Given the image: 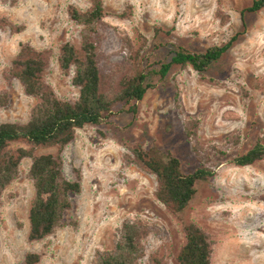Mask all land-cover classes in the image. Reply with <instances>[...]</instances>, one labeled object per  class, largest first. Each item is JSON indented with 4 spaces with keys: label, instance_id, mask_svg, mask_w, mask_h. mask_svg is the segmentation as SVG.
<instances>
[{
    "label": "rangeland",
    "instance_id": "rangeland-1",
    "mask_svg": "<svg viewBox=\"0 0 264 264\" xmlns=\"http://www.w3.org/2000/svg\"><path fill=\"white\" fill-rule=\"evenodd\" d=\"M105 26L99 47L104 71L119 76L128 67L125 40L143 41L163 58L171 44L192 52L236 37L223 57L204 72L172 67L164 79L151 76L135 115L117 113L100 125L76 130L61 152L64 176L81 175V191L70 196L64 226L28 241V211L34 194L31 160L0 197V264H21L27 252L38 264H92L96 251L113 246L126 219L147 226L140 264H178L185 242L182 227L195 223L213 239L211 264H264V158L248 166L231 162L256 141L264 145V8L249 12L250 0H103ZM89 0H0V123H25L37 100L24 93L5 69L20 43L49 49L45 80L56 95L74 101L71 72L58 65L59 45L79 46L82 26L67 8ZM124 15V16H123ZM8 23L24 26L13 32ZM159 27L161 31L155 32ZM156 146L178 157L184 172L204 165L213 177L196 184V193L174 215L156 199L155 176L127 163L134 143ZM56 147L36 154L55 153Z\"/></svg>",
    "mask_w": 264,
    "mask_h": 264
},
{
    "label": "trees",
    "instance_id": "trees-1",
    "mask_svg": "<svg viewBox=\"0 0 264 264\" xmlns=\"http://www.w3.org/2000/svg\"><path fill=\"white\" fill-rule=\"evenodd\" d=\"M264 8V0H250L249 12ZM67 11L72 20L82 26L79 46L70 41L59 45L58 65L65 75L71 72L72 85L78 89L74 101L60 99L45 80L49 66L50 50L36 49L29 43H20L15 57L5 69L6 77L19 81L24 93L37 102L25 123H0V197L17 178L24 158L31 160L29 177L34 194L28 211V241H37L50 235L57 227L64 226V215L72 207L70 196L81 191V175L74 180L63 174L61 152L71 143L76 130L85 125H100L112 115L125 112L135 115L138 103L145 92L154 87L151 76L164 79L169 70L191 67L204 72L219 61L229 50L236 37L219 46L201 52L171 44L170 55L163 58L155 49L148 50L143 41L135 48L125 40L128 67L119 76L108 75L103 68L99 51L106 16L103 0H89V6L79 10L73 5ZM124 16V15H123ZM13 32L24 26L8 23ZM161 31L159 27L155 32ZM56 147L55 153L36 154L40 148ZM264 158V145L260 141L232 158L236 166H248ZM127 163L155 176V197L171 214L177 215L188 207L196 193V184L213 177L215 171L198 165L191 172H184L178 157L169 150L156 146L145 148L141 143L132 144L125 155ZM185 242L176 255L178 264H211L213 239L195 223L182 227ZM146 224L139 219L124 220L117 232L113 246L95 252L92 264H140L144 256L143 237ZM40 254L27 252L21 264H38Z\"/></svg>",
    "mask_w": 264,
    "mask_h": 264
}]
</instances>
